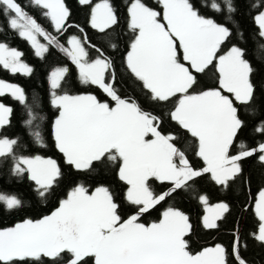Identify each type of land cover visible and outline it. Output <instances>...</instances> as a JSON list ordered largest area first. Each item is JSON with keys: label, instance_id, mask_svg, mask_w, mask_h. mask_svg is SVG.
I'll return each mask as SVG.
<instances>
[{"label": "snow or ice", "instance_id": "1", "mask_svg": "<svg viewBox=\"0 0 264 264\" xmlns=\"http://www.w3.org/2000/svg\"><path fill=\"white\" fill-rule=\"evenodd\" d=\"M76 5L84 26L66 0H0V71L35 74L15 39L47 65L31 97L0 79V264H252L264 0Z\"/></svg>", "mask_w": 264, "mask_h": 264}, {"label": "trees", "instance_id": "2", "mask_svg": "<svg viewBox=\"0 0 264 264\" xmlns=\"http://www.w3.org/2000/svg\"><path fill=\"white\" fill-rule=\"evenodd\" d=\"M66 2L73 9V22L79 23L81 24V26H84V17L76 5V0H66ZM25 4H27V0H25ZM45 26L47 27L46 23H45ZM89 34L91 35L92 33L90 32ZM9 39H12V38L9 37ZM12 43H13V46H18L20 49L25 51L26 53L25 59L27 60V62L30 63L31 66L35 68V74L31 78H27L21 75L12 76V75H9L7 72L0 71V79H4L5 81H10V82L21 85L27 90L30 97L33 92L40 93L41 89L44 86L43 80L45 77L47 65L32 55L29 49V46L27 45L26 42L15 39V40H12ZM26 118L27 117H26L25 110L22 108V106H17L15 115L13 117L14 127L10 131H19L24 126L23 122ZM246 167L248 168V172L252 177L253 191H255L256 190L255 186L261 182L262 171L261 169L255 166L246 165ZM71 179L72 178L69 177L68 180L66 181V184L70 183ZM26 190H27L26 186L20 189L21 192H26ZM236 195H238V193ZM32 203H35V202L32 201ZM39 207L47 209L51 207V205L41 204ZM184 207H185V211L189 212V214L193 218V221L195 222L197 209L194 207H188V206H184ZM32 214L36 215L37 213L33 212ZM155 215L156 214L154 213L153 218L155 217ZM12 219L13 218L9 215H0V226H8L11 223ZM150 219L151 218H149V221ZM237 219L238 220L240 219L239 215L237 216ZM251 224H252V217L251 215H249L245 220L246 228H250ZM204 239L205 237H203L200 234H198L197 236H194L193 241L195 243L193 244V247L198 248L199 244L204 242ZM245 255L247 259L252 262V264H264V248H260L259 246H255V245L251 246Z\"/></svg>", "mask_w": 264, "mask_h": 264}, {"label": "rangeland", "instance_id": "3", "mask_svg": "<svg viewBox=\"0 0 264 264\" xmlns=\"http://www.w3.org/2000/svg\"><path fill=\"white\" fill-rule=\"evenodd\" d=\"M46 27V26H45ZM49 31H50V29H49ZM41 39V42H43V39L42 38H40Z\"/></svg>", "mask_w": 264, "mask_h": 264}]
</instances>
